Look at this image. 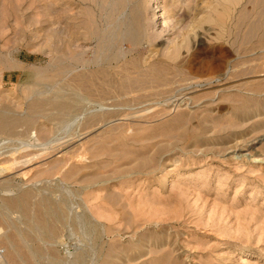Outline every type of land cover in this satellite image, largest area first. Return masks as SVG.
<instances>
[{"label": "rangeland", "instance_id": "1", "mask_svg": "<svg viewBox=\"0 0 264 264\" xmlns=\"http://www.w3.org/2000/svg\"><path fill=\"white\" fill-rule=\"evenodd\" d=\"M0 128V264H264V0H0Z\"/></svg>", "mask_w": 264, "mask_h": 264}, {"label": "bare ground", "instance_id": "2", "mask_svg": "<svg viewBox=\"0 0 264 264\" xmlns=\"http://www.w3.org/2000/svg\"><path fill=\"white\" fill-rule=\"evenodd\" d=\"M155 2H156V1H155ZM149 3H150V2H149ZM158 3H159V2H158ZM150 5H151V4H150ZM29 6H30V5H29ZM151 6H154V5H151ZM155 6H157V5H155ZM25 7H26V6H25ZM18 8H19V7H18ZM18 8H17V11L21 9V8H19V9H18ZM27 8H28V7H27ZM30 8H31V7H30ZM30 8H29V9H30ZM150 8H151V7H150ZM155 8H156V7H155ZM24 10H27V9H24ZM154 10H155V9H154ZM158 10H159V9H158ZM15 11H16V8H15ZM20 11H21V10H20ZM16 13H17V16H15V19H16V17H19V16H18L19 13H18V12H15L14 14H16ZM22 13H23V9H22L21 14H22ZM11 14H12V12H11ZM21 14H20V15H21ZM163 14H165V13L162 12L161 15H163ZM12 15H13V14H12ZM12 15H11V17H12ZM25 16H27V15L25 14ZM163 17H165V16H163ZM19 19H20V17H19ZM160 19H161V18H160ZM26 20H27V22H29V21H28V20H29L28 17H23V20H22V21H21V20L19 21L18 19H16V21H17L18 23H20V24H23ZM14 23H15V22H14ZM18 23H16V26L18 25ZM162 23L165 24V19H163ZM20 24H19V26H20ZM153 24H154V23H153ZM154 25H155V24H154ZM154 25H153V26H154ZM26 26H27V25H26ZM155 26H156V25H155ZM28 27H29V26H28ZM152 28L154 29L155 27H152ZM6 68H8V67H6ZM10 68H11V67H10ZM10 68H9V69H10ZM125 84H127V83H125ZM129 84H131V83H129ZM131 86H132V85H131ZM129 87H130V86H128V88H129ZM4 121H5V120H4ZM4 121H2V122H4ZM5 122H6V121H5ZM10 122H12V121H10ZM15 123H17V122H15ZM12 124H13V123H12ZM7 125H8V124H7ZM7 125H5V126H6V129L8 128ZM9 127H10V125H9ZM11 127H12V126H11ZM3 128H5V127H3ZM0 129H1V128H0ZM7 130H8V129H7ZM13 204H15V203H13ZM12 206L15 207L16 205H12ZM17 207H18V205H17ZM72 211H73V210H72ZM74 212H75V211H74ZM82 232H83V231H82ZM11 246H12V245H11ZM79 260H80V259H79ZM76 262H77V261H76ZM77 263H79V262H77Z\"/></svg>", "mask_w": 264, "mask_h": 264}, {"label": "built area", "instance_id": "3", "mask_svg": "<svg viewBox=\"0 0 264 264\" xmlns=\"http://www.w3.org/2000/svg\"><path fill=\"white\" fill-rule=\"evenodd\" d=\"M4 251L0 248V259L3 257Z\"/></svg>", "mask_w": 264, "mask_h": 264}]
</instances>
